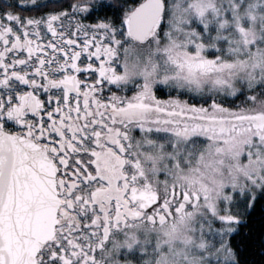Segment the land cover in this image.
Returning a JSON list of instances; mask_svg holds the SVG:
<instances>
[{
	"label": "snow or ice",
	"instance_id": "snow-or-ice-1",
	"mask_svg": "<svg viewBox=\"0 0 264 264\" xmlns=\"http://www.w3.org/2000/svg\"><path fill=\"white\" fill-rule=\"evenodd\" d=\"M0 264H264V0H0Z\"/></svg>",
	"mask_w": 264,
	"mask_h": 264
}]
</instances>
